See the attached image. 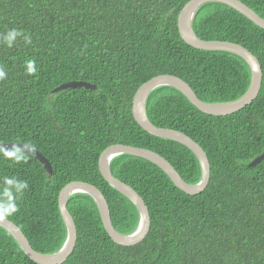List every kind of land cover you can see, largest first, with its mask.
Listing matches in <instances>:
<instances>
[{"label": "trees", "instance_id": "1", "mask_svg": "<svg viewBox=\"0 0 264 264\" xmlns=\"http://www.w3.org/2000/svg\"><path fill=\"white\" fill-rule=\"evenodd\" d=\"M188 0H0V37L17 28L12 47L0 39V143H27L31 155L14 163L0 154L3 178L26 180L18 212L8 216L31 248L47 254L65 239L59 190L81 181L108 203L121 234L134 230L136 206L100 175L98 157L114 144L140 147L166 159L188 184L200 178L193 152L144 131L131 113L135 90L162 74L183 80L204 102H228L248 87L250 70L236 54L196 49L180 38L177 15ZM264 19V0H239ZM190 27L202 40L237 43L259 62L261 81L247 106L227 115L199 111L176 88L158 86L144 110L157 127L193 139L206 154L209 179L197 194L178 189L150 161L120 154L111 174L133 188L148 207L149 229L132 245L115 243L103 228L96 202L73 193L66 202L76 239L61 264H264V30L231 7L205 2ZM35 60L37 72H26ZM91 88H63L62 82ZM261 156V158H260ZM260 158L254 163V159ZM0 264H36L0 227Z\"/></svg>", "mask_w": 264, "mask_h": 264}, {"label": "water", "instance_id": "2", "mask_svg": "<svg viewBox=\"0 0 264 264\" xmlns=\"http://www.w3.org/2000/svg\"><path fill=\"white\" fill-rule=\"evenodd\" d=\"M205 2H219L225 4L245 16L248 20L263 30L264 19L239 0H188L182 6L177 15L176 27L183 42L196 49L230 52L238 55L246 62L250 70V79L245 92L238 98L228 102H204L200 100L193 90L180 78L170 74H162L154 76L140 84L134 92L131 103L132 116L135 122L144 131L153 136L179 142L193 152L200 166L199 180L192 184L186 183L166 159L151 150L123 144H114L105 147L98 157V170L103 179L111 187L127 197L136 206L138 212V222L136 227L128 234H121L117 232L111 224L107 206L108 203L107 200L104 199L101 192L95 186L86 182H69L58 192L57 206L65 227V239L60 248L56 251L47 254L34 251L23 233L13 222L7 218L0 221V227L5 229L15 239L23 253L36 264H61L71 253L75 244L76 229L73 219L66 208V202L71 194L77 192L88 194L94 199L103 228L115 243L120 245H132L144 238L149 229L148 207L133 188L116 179L111 174L109 170V162L117 155L129 154L150 161L165 172L172 183L186 194H197L205 188L209 179V163L203 149L193 139L182 132L170 128L155 126L149 121L144 110L147 95L158 86H171L176 88L199 111L216 116L227 115L238 111L251 103V101L256 97L261 81V69L256 57L246 48L237 43L217 40H202L198 38L191 29L190 21L193 13ZM80 86L84 88H91L87 82L71 80L60 83L50 91V94L63 88H74ZM14 143L16 142L0 143V145L5 148H11ZM17 146L21 145L17 143ZM29 155L37 158L39 162L42 163L44 170L49 175L51 174V166L48 160L44 158L41 153L34 150V152ZM260 158L258 157L254 159L251 163H254Z\"/></svg>", "mask_w": 264, "mask_h": 264}, {"label": "clouds", "instance_id": "3", "mask_svg": "<svg viewBox=\"0 0 264 264\" xmlns=\"http://www.w3.org/2000/svg\"><path fill=\"white\" fill-rule=\"evenodd\" d=\"M23 35L26 43H31V38L24 35L19 29L11 28L0 39L8 46L12 47L17 37ZM26 72L29 75H34L37 72L35 60L26 61ZM7 76L4 68L0 66V80H4ZM21 146H17L14 143L11 148H5L0 145V154L6 159L14 163H20L26 161L27 156L34 152V148L31 144L19 143ZM28 188V182L26 180L17 179L16 177L5 176L3 178L2 186H0V221L5 220L8 216H11L18 212L17 199L20 197L24 190Z\"/></svg>", "mask_w": 264, "mask_h": 264}]
</instances>
